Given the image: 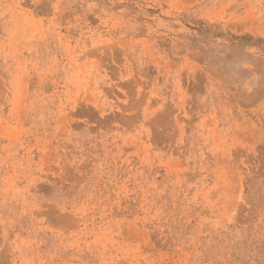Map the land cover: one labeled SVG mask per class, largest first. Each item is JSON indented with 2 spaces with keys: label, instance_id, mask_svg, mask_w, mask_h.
<instances>
[{
  "label": "rangeland",
  "instance_id": "rangeland-1",
  "mask_svg": "<svg viewBox=\"0 0 264 264\" xmlns=\"http://www.w3.org/2000/svg\"><path fill=\"white\" fill-rule=\"evenodd\" d=\"M0 264H264V0H0Z\"/></svg>",
  "mask_w": 264,
  "mask_h": 264
}]
</instances>
